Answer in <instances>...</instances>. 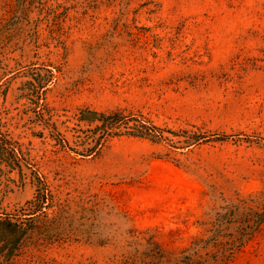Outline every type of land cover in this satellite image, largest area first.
I'll list each match as a JSON object with an SVG mask.
<instances>
[{"label":"rangeland","instance_id":"374dc122","mask_svg":"<svg viewBox=\"0 0 264 264\" xmlns=\"http://www.w3.org/2000/svg\"><path fill=\"white\" fill-rule=\"evenodd\" d=\"M84 110L167 139H99ZM0 139V219L28 228L0 264H137L262 211L264 0H0ZM232 264H264V224Z\"/></svg>","mask_w":264,"mask_h":264},{"label":"trees","instance_id":"16d2710c","mask_svg":"<svg viewBox=\"0 0 264 264\" xmlns=\"http://www.w3.org/2000/svg\"><path fill=\"white\" fill-rule=\"evenodd\" d=\"M81 121L89 124L97 122L96 129L102 131L99 139L122 134L153 142H162L167 139L165 130L145 117L132 118L118 112L107 114L84 110ZM201 139L200 135L194 134L189 136L187 143L196 144ZM5 143L6 140L0 139L1 159L11 155L5 149ZM12 154L15 155V152L13 151ZM47 195L48 190L42 185L39 186L35 199L30 202L35 207V214L43 211V207L48 202ZM243 206V202L232 203L227 209L218 211L210 235L207 238L195 239L188 248L178 252L165 249L153 239H143L139 243L140 248L134 250L137 264H232L236 256L249 245L256 231L264 224V209L262 211L250 209L247 213H242ZM24 221L12 222L7 218L0 219V253L5 257L11 256L18 243L26 236L28 228ZM236 223L238 224V227L234 228L237 229L236 231L222 234L223 225Z\"/></svg>","mask_w":264,"mask_h":264}]
</instances>
